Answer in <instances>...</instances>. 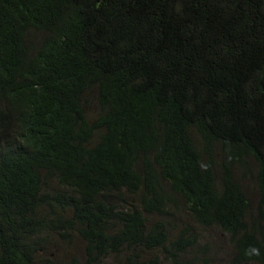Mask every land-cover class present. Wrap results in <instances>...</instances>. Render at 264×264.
<instances>
[{
  "label": "trees",
  "instance_id": "16d2710c",
  "mask_svg": "<svg viewBox=\"0 0 264 264\" xmlns=\"http://www.w3.org/2000/svg\"><path fill=\"white\" fill-rule=\"evenodd\" d=\"M185 213L264 264V0H0V264H209Z\"/></svg>",
  "mask_w": 264,
  "mask_h": 264
},
{
  "label": "rangeland",
  "instance_id": "374dc122",
  "mask_svg": "<svg viewBox=\"0 0 264 264\" xmlns=\"http://www.w3.org/2000/svg\"><path fill=\"white\" fill-rule=\"evenodd\" d=\"M88 110L91 120L95 119L99 114L97 95L94 91L89 96ZM241 173V181L245 186L246 194L250 199L252 208L254 209V211H256L258 200L260 197L257 184L256 167L252 165L250 169H246ZM185 224H189L195 227L197 230H200V244H207V242H209V244L211 245V248H208L210 249L209 253L213 255V258L208 261L209 264H232L234 251L230 244V238L226 233L221 232L218 228H203L201 226H197L188 213H185L182 219L178 218L172 221V227L176 228V230L173 231H177L181 226ZM44 255L55 260H59L60 258L68 260L72 257H77L80 260L84 261V242L80 238H74L69 243L66 241H62L58 237H53V241L51 240V243L49 244ZM205 257L209 258L208 256ZM121 260L123 261V259ZM121 260L115 259V257H111L106 261L105 264H123ZM162 264L168 263L164 260Z\"/></svg>",
  "mask_w": 264,
  "mask_h": 264
}]
</instances>
